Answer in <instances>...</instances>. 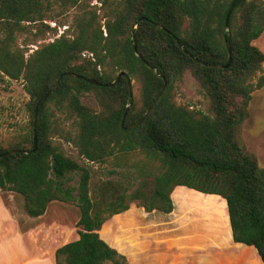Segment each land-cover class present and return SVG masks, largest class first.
<instances>
[{"label":"trees","instance_id":"16d2710c","mask_svg":"<svg viewBox=\"0 0 264 264\" xmlns=\"http://www.w3.org/2000/svg\"><path fill=\"white\" fill-rule=\"evenodd\" d=\"M232 2L0 0V78L22 79L30 96L28 124L0 139V189L21 194L31 217L52 201L78 206L79 238L57 248L56 264H129L99 230L131 203L170 212L177 185L223 196L234 241L253 245L264 263V166L241 138L252 94L264 85V51L253 44L264 31V0H238L227 29ZM61 26L60 36L28 54L19 42ZM122 71L132 96L125 76L106 85ZM65 72L103 85L63 76L34 127L37 102ZM186 73L209 99L208 111L176 101ZM57 134L82 163L55 142ZM13 150L20 151L5 154ZM137 155L142 162L125 164ZM106 162L128 183L108 179L94 197L91 164Z\"/></svg>","mask_w":264,"mask_h":264},{"label":"crops","instance_id":"0c3cea01","mask_svg":"<svg viewBox=\"0 0 264 264\" xmlns=\"http://www.w3.org/2000/svg\"><path fill=\"white\" fill-rule=\"evenodd\" d=\"M170 196V212L131 203L105 221L100 236L129 264H264L253 245L234 241L223 196L185 185ZM24 203L0 189V264H56L57 248L79 238L78 206L52 201L31 217Z\"/></svg>","mask_w":264,"mask_h":264},{"label":"rangeland","instance_id":"374dc122","mask_svg":"<svg viewBox=\"0 0 264 264\" xmlns=\"http://www.w3.org/2000/svg\"><path fill=\"white\" fill-rule=\"evenodd\" d=\"M49 24L51 26L56 25L53 21ZM65 28L67 26L58 27L57 32H48L44 36H37L35 30H33L32 32L22 34L19 42L29 51L26 53L28 54L39 45L60 36ZM25 43L28 44L24 45ZM253 44L264 51V31L259 38L253 41ZM261 73L264 75V63ZM175 98L180 104H190L203 111H208L209 109V99L203 95L197 80L190 73H186L183 80L178 84ZM29 99L30 96L24 90L22 79L0 78V139L12 133L15 134L18 129L28 124L29 115L27 112V103ZM83 100L93 108H99L93 95H86ZM59 115L63 116L64 114L59 112ZM241 138L246 148L257 156L259 164L264 166V85L252 94V99L249 104V116L241 127ZM53 139L56 143H60L70 156L78 159L82 163V159L77 156L76 148L71 143L66 142L59 134L55 135ZM143 159L144 157L142 155L132 156L128 158L125 164L140 163ZM91 169L93 174L91 179V193L94 197L99 196V187L108 179H119L128 183L120 175L109 172L110 169H115L110 162L91 164ZM124 169L126 170L127 168L125 167ZM124 169L122 168L118 171H124ZM136 184L137 181L129 188H135Z\"/></svg>","mask_w":264,"mask_h":264},{"label":"water","instance_id":"95a60500","mask_svg":"<svg viewBox=\"0 0 264 264\" xmlns=\"http://www.w3.org/2000/svg\"><path fill=\"white\" fill-rule=\"evenodd\" d=\"M237 1L238 0H233V2L231 3V6H230V8H229V10H228V12H227V15H226V23H225V27L228 29V25H229V18H230V15H231V13H232V11H233V9H234V7H235V5H236V3H237ZM135 46V45H134ZM228 46H229V43H228ZM230 61H231V57H230V59H229V63H230ZM228 63V64H229ZM227 64V65H228ZM67 75H70V76H75V77H79V78H81V79H85V80H87V81H89V82H91V83H93V84H97V85H103L102 83H100V82H98V81H96L95 79H88V78H86V77H84V76H81V75H78V74H75V73H72V72H65V73H63V74H61L60 75V77H59V79H58V81L56 82V84H55V86L46 94V95H44L38 102H37V104H36V106H35V110H34V115H33V120H34V127H35V122H36V119H37V113H38V108L40 107V105L42 104V103H44L45 101H46V99L55 91V89H56V87L58 86V84H59V82H60V80L63 78V76H67ZM122 76H125L126 77V79H127V81H128V84H129V89H130V96H132V94H133V92H132V88H131V85H132V81H131V79H130V77L126 74V72H124V71H122L121 73H119L118 74V76L114 79V81H112L111 83H109V84H106L107 86H112V85H114ZM160 94H161V92H159L157 95H156V97L150 102V104L148 105V107H147V109H146V111L143 113V115H142V117H141V119H140V121L145 117V115L147 114V112L151 109V107L153 106V104L155 103V101L158 99V97L160 96ZM139 121V122H140ZM35 148H36V132H35V130H34V146H33V148H32V150L34 151L35 150ZM16 151H20V150H13V151H11L10 153H5V154H11V153H14V152H16ZM23 151H25V150H23ZM25 152H28V151H25Z\"/></svg>","mask_w":264,"mask_h":264}]
</instances>
